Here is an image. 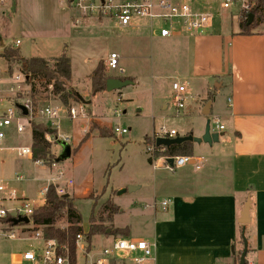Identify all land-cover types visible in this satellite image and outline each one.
<instances>
[{"label": "rangeland", "instance_id": "rangeland-1", "mask_svg": "<svg viewBox=\"0 0 264 264\" xmlns=\"http://www.w3.org/2000/svg\"><path fill=\"white\" fill-rule=\"evenodd\" d=\"M190 1L196 10L214 17L212 35H209L212 39L216 38L218 32H222V30H235L238 26L237 20L244 16L236 15L237 6L230 10H223L221 8L223 0ZM12 2L13 0L6 1L4 3L5 8H9ZM65 2L68 3L67 0ZM50 5L51 3L49 7ZM47 11L46 17L48 19L58 20L56 11L54 12L51 7ZM70 11L79 21L76 19L77 21L74 23L75 18H72V21H74L73 24L71 23V35L64 42L45 37L37 39L36 44H33L30 39L20 36L14 20L10 22L9 36L5 42L19 38L21 45L18 48L26 58L53 56L65 47L66 50L63 52L67 57L72 58L71 61L75 68V80L78 77L80 79L84 77L99 62L103 63L107 77L125 79V77H118V75H130L133 77L129 80L134 83L119 91L97 93L91 99V102L95 105L91 107V110L99 116V121L106 126L112 136H102L96 130L90 131L92 123L99 124L91 116V111L87 110V107L86 120H88L89 128L88 132L83 134L81 140L85 136H88V138L82 144L79 145L77 141L80 135L79 125L81 119L73 121L71 124L61 120L59 133L70 135L69 145L71 148L74 146L71 157L66 161L58 162L54 167H51V165L40 166L34 163L32 158L26 157L19 159V162H14L17 158L7 152L9 155V159L5 160L8 166L7 177L14 178V173H19L24 178V181L20 183L12 182L13 178H9L8 187L11 186L10 188L16 190L18 198H26L20 200H32L39 197L41 189L50 183L48 179L51 177L60 184H64L70 179L72 184L67 186L73 188V190H82L91 183L93 191L88 196L87 201L73 200L74 207L81 215V234L87 232L88 218L91 212L93 211L96 219L99 218L102 205L109 199L119 207L117 222L124 226L133 224L135 236L143 235L146 238L149 236V224L143 220L144 216L142 215H148L152 210L146 209L145 206H151L155 202L156 204L160 203L162 199L181 190H193L192 186L183 183L195 178L192 174L194 168L192 169L191 166H183L171 172L165 168L162 160V164L158 165V159L164 157H153L155 146L152 149L153 152L152 150L147 151L148 147L152 146L151 139L154 132L158 131L160 127H165L168 130L174 129L177 131L178 136H181L186 132H197L203 122L202 118L195 115L181 116L182 110L178 114L176 113L174 103L170 99V81L178 75L186 78L192 75L203 79L207 74H214V72L210 73V70L217 68L220 56L218 53L221 52L218 50L215 40L209 43L205 41L193 44V40L200 38L199 36L160 38L157 30L162 25L161 23H154L153 33L150 35L145 29L120 28L110 19L101 21V19L95 18L97 22H100L96 26L95 23L97 22L93 20L94 18L80 17L79 13L72 8ZM256 23L254 27L264 31V23L259 21H256ZM10 43L0 50V56L5 47L16 49ZM196 44H198L197 52ZM111 53L118 55L119 66L123 69V73L106 69V59ZM53 60V58L49 59L48 62L52 64ZM202 62L204 63L202 64ZM194 64H196V72L190 70V66L193 67ZM18 72H21V65L7 64L0 58V100H2L0 102V112L5 109L8 103L17 105L30 101L31 106H34V111L39 110L42 106L61 105L57 97L49 94L52 85L49 88V85L47 86L48 93L44 94L46 99L43 101H35L30 98L29 85L25 83L20 85L19 92H10L9 88L13 84L12 78ZM180 81L186 87L187 98L188 95H197L195 93L197 92L196 89L200 83L203 84L204 80L186 79ZM215 81L219 83L218 78H209L206 82L214 86ZM36 85L39 86L40 83ZM71 88L78 97V102L70 100L69 106H76L84 102L78 96L80 92L90 93V84L85 79L79 80L76 88H73V86ZM211 90L213 92L216 89L211 87ZM227 97L228 93L224 89L217 94V106L222 110L226 109ZM164 104L167 105L166 109L162 107ZM34 116V122L48 124L37 113ZM207 120L210 121V129L213 130L215 127L213 120L211 118ZM116 126L126 129V134L114 135L112 129ZM25 131L27 132L17 135L12 133V136L18 137V140L22 141V143L19 142L20 145L30 146L31 137L28 133V125H26ZM224 133H227V131ZM55 136L49 135L50 141H47L52 143V153L58 156L59 146L53 145ZM145 139L148 140L145 141ZM196 145L193 157L206 158L211 156L207 147L200 150L201 148ZM19 163L21 169L18 167ZM58 170L65 171L61 179H57L56 172ZM68 187L64 189V194L71 197L72 190ZM127 188L132 189L118 195L119 191ZM9 203L15 204V202H6L4 206L11 208ZM158 209L160 208L158 207ZM103 218H106V215ZM104 225L108 227L109 225L115 226L113 222L111 224L105 222ZM56 226L60 228L68 226L65 213ZM1 228L7 229L5 225ZM34 229L41 231L40 227ZM22 231H24L23 228L18 232ZM108 231L110 232L109 229ZM115 238L119 237L104 235L93 238L88 253L85 250V243L82 238L76 247V264H91L98 257L100 251L105 247H109ZM20 241L21 245L29 246V250L42 246L41 242L33 239L22 238ZM115 257L118 263L134 264L122 252H117Z\"/></svg>", "mask_w": 264, "mask_h": 264}, {"label": "crops", "instance_id": "crops-1", "mask_svg": "<svg viewBox=\"0 0 264 264\" xmlns=\"http://www.w3.org/2000/svg\"><path fill=\"white\" fill-rule=\"evenodd\" d=\"M6 1L8 0H0V50L11 42L19 56L24 59L39 57L48 61L65 55L64 47L62 51L60 50L61 52L53 56L26 58L18 48L21 45L19 38L8 40V42L5 40L9 36L10 22L14 20L20 36L30 39L33 44H36L37 39L45 37L64 42L71 35V23L73 24L74 20L76 23L78 20L71 14L70 0H67V4L66 0H13L9 8H5ZM50 3L52 10L58 14L56 21L46 17L47 10H50ZM72 18L75 19L72 21ZM91 18H94V21L96 19L103 21L99 17ZM112 22L116 23L114 20ZM259 22L264 23V19ZM237 23L235 30H222L214 39L209 37L212 35L209 33L204 35L208 37L199 36L200 38L193 40V44L205 41L209 43L214 40L217 43L221 53H218L220 56L217 68L210 70V73L214 72V74H207L203 79L192 75L188 78L178 75L175 79H171V81L204 80L203 84L200 83L196 89L197 95L187 96L185 108L180 113L181 116L195 115L202 118V125L197 132H186L181 136L191 133L194 137H201L208 118H211L215 124L214 129H210L211 133L220 135L218 141L213 142L212 145L193 143V152L196 145L201 148L200 150L207 147L211 154L203 158L199 169L191 166L196 170L192 171L195 178L183 184L192 186L193 190H181L162 199L161 201L168 200L165 210H162L160 203L156 204V202L151 206H145L146 209L152 210L148 215H142L143 220L149 224V236L146 238L143 235L135 236L133 224L124 226L118 223L119 213L112 219L114 228H129L128 236H118L119 238L142 239L155 244L153 256L143 264H233L235 256L243 250L241 239L243 226L239 220L247 200L250 201V209L244 232L248 244L245 264H264V31L254 27L251 34H241L239 19ZM95 24L97 26L100 22ZM16 41H19L18 46H15ZM197 46L198 44H196V52ZM71 60L72 58L70 70L73 88H76L79 80L85 79L88 83L89 76L96 67L81 79L78 77L75 80V68ZM196 64L193 67L190 66V70L196 72ZM129 76L118 75V77H125V80L132 79L133 76ZM209 78H218L219 83L215 81L214 86H211L209 82H206ZM211 87L216 90L212 92ZM222 89L228 93L226 109L223 110L217 106L216 99ZM210 95H213L212 99L208 100ZM78 96L84 100L87 110L91 111V116L99 126L106 127L99 121V116L91 110V107L95 106L91 102L94 96L89 92H80ZM170 99H172V92H170ZM208 102H210L209 116L204 117L202 111ZM162 107L166 109L167 105L164 104ZM86 118L87 116L84 120L81 119L79 125L80 135L77 140L79 144L83 134L88 132L89 125ZM215 119L218 120V125L223 126V130H218ZM61 120L70 124L73 122L65 118ZM61 120L58 123L59 129ZM225 131L227 133H224ZM12 133L15 134L11 131L7 135L6 147L19 146V142L22 143L18 137L12 136ZM28 133L30 134L29 131ZM58 134H60L59 130ZM60 135L70 137L68 134ZM70 149L72 155L74 146ZM60 153L59 147V155ZM8 159L7 151L0 152V179H5L7 182L10 177H7L8 166L5 160ZM14 162H19V159ZM160 164H162L161 159H158V165ZM20 166L19 163V169H21ZM63 172L65 174V171ZM51 179L53 178L48 180ZM57 184L63 189L68 187L66 183ZM71 190V198L74 201H87L93 187L90 183L82 190H73V188ZM15 205L16 203H9L11 208ZM1 226L4 227V225L0 223V231H4L5 229ZM22 228L16 225L14 231L18 232ZM20 240L0 238V264H27L22 262V254L29 251V246L21 245ZM136 255H140V252Z\"/></svg>", "mask_w": 264, "mask_h": 264}, {"label": "built area", "instance_id": "built-area-1", "mask_svg": "<svg viewBox=\"0 0 264 264\" xmlns=\"http://www.w3.org/2000/svg\"><path fill=\"white\" fill-rule=\"evenodd\" d=\"M72 8L75 9L80 17H99L102 19L114 20L118 27L125 29H145L153 33L154 23H161L158 28V37L160 38H179L182 36H204L211 33L214 26V17L196 10L191 1L185 0H70ZM257 0H223L221 8L230 10L237 6L236 15L247 16L251 9L255 6ZM19 45L16 41L15 46ZM106 69L108 71H118L123 73V69L119 66V57L116 53L109 54L106 61ZM25 75L18 72L12 78L10 92L17 93L20 91V85L26 84ZM51 85L48 86V88ZM170 88L172 92V101L176 113L178 114L185 108L186 87L180 81H171ZM52 89V88H51ZM2 100H0L1 102ZM86 104L79 103L76 106L64 107L57 106H42L39 110L34 111L30 101L22 104L8 103V105L0 112V152L7 151L14 155L17 159L28 157L32 158L31 146H12L6 147L5 141L9 132L13 131L16 134H22L28 121H33L35 113L40 115L43 120L47 121L49 127L56 132L54 141H62L69 143V136L58 134L59 121L65 118L69 121H76L86 117ZM26 112V115L23 114ZM25 121V123H23ZM218 130H223L222 125H218V120L215 119ZM113 134H126V129L114 127ZM178 136L174 129H166L160 127L154 132L152 137V146L148 147L147 151L154 149L155 141L158 138L173 139ZM45 139L50 141L49 135H45ZM153 152V150H152ZM172 159V165L166 163V159ZM165 168L171 172L183 166H192L199 169L203 161L202 157L193 156H177L161 158ZM34 163L44 166L43 161H35ZM56 166L53 163L51 167ZM57 179L64 176L62 170L56 172ZM14 181L20 183L24 181L23 176L15 175ZM9 182L0 179V219L10 216L11 218L26 217L29 224L20 225L23 227L22 232L14 231V227L8 230L0 231V238L16 241L22 238H30L34 241L42 243L40 248L29 250L22 254V262L27 264H69L68 256H63L59 253V245L54 240H44L41 231L34 229L31 221V215L34 210L42 207L45 204L46 193L50 186L55 188L58 195L64 194V189L54 181L41 189L39 197L32 200H20L14 189L8 187ZM67 185H71L72 181L67 180ZM3 195V196H2ZM15 202L13 208H6L4 203ZM168 205V200L160 202V207L165 210ZM31 225V226H30ZM83 235H78L75 241V247L82 240ZM65 249V248H62ZM155 244L146 240L116 238L109 247L103 248L98 257L91 264H123L116 260V253L122 252L134 264H143L153 256ZM140 252V255H136Z\"/></svg>", "mask_w": 264, "mask_h": 264}, {"label": "trees", "instance_id": "trees-1", "mask_svg": "<svg viewBox=\"0 0 264 264\" xmlns=\"http://www.w3.org/2000/svg\"><path fill=\"white\" fill-rule=\"evenodd\" d=\"M249 14H253L254 18L250 25H247L248 15L239 19V32L241 34H251L252 29L256 25V21L264 19V0H257ZM2 59L7 63H15L21 65V73L26 79V84L29 85L30 98L35 101H43L46 99L44 94H47V86L52 85V90L49 94L58 98L61 105L69 107V101L78 102V97L74 94L71 88V70L70 59L66 55H61L55 58L50 64L48 61L32 57L29 59L21 58L16 49L5 47L1 55ZM109 79L105 75L103 63H98L96 68L89 76L90 94L92 96L105 91L106 81ZM32 80V82H31ZM125 80V79H121ZM40 83V88L36 84ZM42 90V91H41ZM212 99V95L208 100ZM46 124V123H45ZM28 121L27 125L31 134V150L32 160L43 161L45 165H52L56 162L58 156L52 153V143L45 139V135L55 136L56 132L52 130L48 124ZM96 130L102 136H112L106 127H100L96 123H92L90 131ZM89 131V132H90ZM191 135V133H188ZM88 136H85L80 144H82ZM148 139H145L147 141ZM60 141H54L53 145L58 146ZM79 144V145H80ZM193 143L186 141L181 144H173L169 147H155L154 158L161 157H177V156H194ZM45 205L33 211L31 221L33 228H41L42 238L44 240H54L59 245V253L63 256H68L69 264H76V247L75 241L78 235H81V215L74 207L73 199L66 194L58 195L53 186H50L45 197ZM101 215L96 219L93 211L88 218L87 232L82 234L85 243V250L88 253L91 249L92 239L97 236L112 235L127 237L129 228L118 229L112 225L105 226V222L111 224L113 217L119 213V207L113 204L109 199L102 205ZM65 213L68 226L66 228L57 227L56 224L62 215ZM106 215V218L103 216ZM11 217L0 219V223L5 225L8 230L14 227L11 222ZM23 225V224H20ZM110 230L109 234L106 233ZM65 248V249H62ZM240 254L238 253L233 261V264H239Z\"/></svg>", "mask_w": 264, "mask_h": 264}, {"label": "water", "instance_id": "water-1", "mask_svg": "<svg viewBox=\"0 0 264 264\" xmlns=\"http://www.w3.org/2000/svg\"><path fill=\"white\" fill-rule=\"evenodd\" d=\"M253 18H254L253 14L248 15L247 25H250L252 23ZM132 84L133 83L131 80H121V79L109 78L106 81L105 91H107V92L119 91L122 88L129 86V85H132ZM209 106H210V102H208L204 106V109L202 111V115L204 117L209 116ZM23 114L26 115V112L23 111ZM219 136L220 135L218 133H211L210 121L207 120L205 128H204V133L201 137H194L193 135H185V136H178V137H175L173 139L158 138L155 141V147H169L173 144H181V143L186 142V141H189L191 143H196V144L204 143L207 145H212L213 142L218 141ZM58 146L61 149V153L58 156V158L56 159L55 163L63 162L65 160L69 159L71 156V149L67 143L60 141ZM166 163H168L169 165H172V159L167 158ZM131 189L132 188L123 189V190L119 191L118 195L126 192L127 190L130 191ZM249 209H250V201L247 200L243 206V209H242L241 214H240V220H239V223L243 226L242 233H241V239L243 242V250H242V253H241L240 258H239V264H245V256H246L247 250H248V244H247V240H246V237L244 235V232H245V225L248 223ZM11 222L13 223L14 226L19 225V224H25V225L29 224V220L26 217L12 218ZM106 233L109 234V231L107 230Z\"/></svg>", "mask_w": 264, "mask_h": 264}]
</instances>
